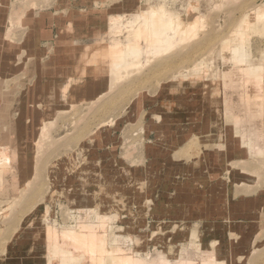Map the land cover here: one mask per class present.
I'll list each match as a JSON object with an SVG mask.
<instances>
[{
	"label": "rangeland",
	"instance_id": "obj_1",
	"mask_svg": "<svg viewBox=\"0 0 264 264\" xmlns=\"http://www.w3.org/2000/svg\"><path fill=\"white\" fill-rule=\"evenodd\" d=\"M192 3L199 38L136 68V14ZM263 9L0 0V264H264V72L221 51L264 64Z\"/></svg>",
	"mask_w": 264,
	"mask_h": 264
},
{
	"label": "bare ground",
	"instance_id": "obj_2",
	"mask_svg": "<svg viewBox=\"0 0 264 264\" xmlns=\"http://www.w3.org/2000/svg\"><path fill=\"white\" fill-rule=\"evenodd\" d=\"M148 7H149V5H147V7L143 8V9H141L140 13L136 14V16H135V18L137 17V20L140 21V25L138 28H136V31H135V34L137 35L136 36L137 41H131L132 45L129 48L130 55L135 57L136 59H140V66L136 67V68H140L141 70L144 69L145 67H147L155 59L157 60V59H160L163 57L164 58L169 57L171 54L175 53L176 50L182 49L183 48L182 45L189 43V41H190V43H191V41H194L193 39L195 37H197V35L200 32V30H199L200 26H203V24L201 25L198 22V21H200L199 19H201L202 15H200V13L198 11V4L197 3H192V6L190 4V7L187 8L188 11L186 12V14H184L185 16L182 15L178 11H173L172 9L170 10L167 7H163V6H159V5L158 6L150 5V7L149 8ZM260 13H261V15H263L264 10L261 11ZM202 20H203V18H202ZM129 23H130V25H133L134 21H131ZM197 38H199V37H197ZM186 46L188 47V45H186ZM187 47H185V48H187ZM221 51H222V54L225 52L229 53L228 54L229 57L230 56L234 57V59H236V61H238L239 64L240 63H243V65L247 64V66H248L247 70H249V72L250 71L254 72V73L255 72L258 73L260 71L264 72V64H261L260 66L251 65V64H248L249 58L246 55L238 56V55H236L237 53L235 55L234 54L231 55V53H233V51H239V50L232 47L230 45V41H224V45L222 46ZM239 67H240V65H239ZM244 72L247 73L248 71H246V69H245ZM263 72L258 73V77H259V74H261ZM254 73H252V74L257 77V73H255V74ZM249 74H251V73H248V78L250 77V79H248V80L249 81H251V80L255 81V79H251L252 75H249ZM262 76H264V74H262ZM253 78H254V76H253ZM118 79L119 78H115L114 81L112 80V86L110 89H112L113 87H115V85L118 84V82H117ZM261 79L262 78H258L259 83L260 82L263 83V88H264V82H263L264 79H263V81H261ZM191 80H197L198 81V78L195 76H192ZM170 84L173 85V84H176V82H171ZM253 84H255V83L253 82ZM250 85H251V83H250ZM251 86H253V85H251ZM170 88H171V90H173L172 87H170ZM252 88H254V86ZM260 95L261 94L258 92L257 98L261 99L264 96V95L263 96H260ZM248 100H249V98H248ZM250 101H251V99H250ZM263 104H264V102H263ZM238 121H239V119L237 120L236 124L239 126ZM241 137H243V139H241L242 142L244 141V143H246V142L249 143L251 151H253L255 153L257 152L258 154L264 153V151L262 150L263 148H261V146L258 142V139L260 140V138H256L257 136H254L255 138H253V137L250 138L249 135H246V134L241 135ZM247 137H248V139H246ZM261 139H262V137H261ZM39 172H40V170H39ZM98 238L100 239V236H98ZM111 248L112 247H109V249H111ZM75 249H77L79 251L81 248L75 247ZM109 249H108V251H111L112 249H114L113 251H115L116 247L112 248L111 250H109ZM203 256H204V258H200L197 261H192V260H188V259L183 260L184 258H182V260L177 261L176 264H226L225 261L218 260L214 253L206 252ZM133 264H171V263H170V261H168L166 259L163 260V258H157V259H152L150 262L147 260H142V259L139 260L138 259V260H134Z\"/></svg>",
	"mask_w": 264,
	"mask_h": 264
},
{
	"label": "crops",
	"instance_id": "obj_3",
	"mask_svg": "<svg viewBox=\"0 0 264 264\" xmlns=\"http://www.w3.org/2000/svg\"><path fill=\"white\" fill-rule=\"evenodd\" d=\"M264 10V9H263ZM262 10V11H263ZM261 12V11H260ZM259 15H261V13H259ZM262 17H264V14L263 15H261ZM235 49H237V50H239L237 47H234ZM233 52H235V53H237L236 55H238V56H240L241 54H239V52L240 51H233ZM235 55V54H234ZM248 57V56H247ZM172 82H176V84H173V85H171L170 87H172V89L173 90H178V91H180L182 88H183V86L186 84V82H184V79L183 78H181V80H179V81H172ZM184 82V83H183ZM189 84V83H188ZM175 86V87H174ZM169 105H170V102H169ZM236 137H239V136H236ZM223 139V138H222ZM221 139V140H222ZM241 139H243V137H240V142L242 143V141H241ZM246 139H248V137L246 138ZM246 143H248V142H246ZM248 145H249V143H248ZM242 147H244V146H246L245 144H243V145H241ZM249 148V150L251 151V149H250V146L248 147ZM252 152V151H251Z\"/></svg>",
	"mask_w": 264,
	"mask_h": 264
}]
</instances>
